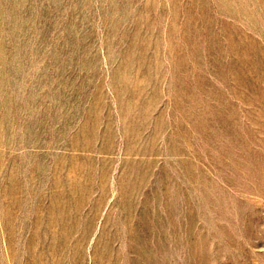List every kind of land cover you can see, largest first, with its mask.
I'll list each match as a JSON object with an SVG mask.
<instances>
[{"label":"rangeland","instance_id":"rangeland-1","mask_svg":"<svg viewBox=\"0 0 264 264\" xmlns=\"http://www.w3.org/2000/svg\"><path fill=\"white\" fill-rule=\"evenodd\" d=\"M0 264H264V0H0Z\"/></svg>","mask_w":264,"mask_h":264}]
</instances>
